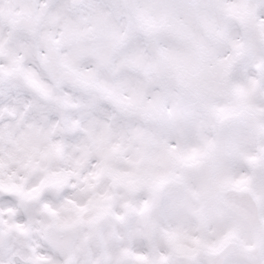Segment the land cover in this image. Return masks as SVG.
<instances>
[{
    "label": "clouds",
    "instance_id": "1",
    "mask_svg": "<svg viewBox=\"0 0 264 264\" xmlns=\"http://www.w3.org/2000/svg\"><path fill=\"white\" fill-rule=\"evenodd\" d=\"M0 264H264V0H0Z\"/></svg>",
    "mask_w": 264,
    "mask_h": 264
}]
</instances>
